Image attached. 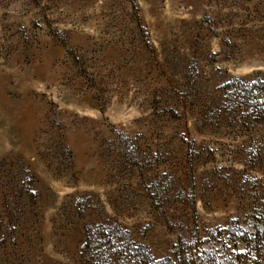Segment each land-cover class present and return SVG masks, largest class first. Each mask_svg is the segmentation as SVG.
I'll list each match as a JSON object with an SVG mask.
<instances>
[{
    "label": "rangeland",
    "instance_id": "rangeland-1",
    "mask_svg": "<svg viewBox=\"0 0 264 264\" xmlns=\"http://www.w3.org/2000/svg\"><path fill=\"white\" fill-rule=\"evenodd\" d=\"M146 253L264 264V0H0V264Z\"/></svg>",
    "mask_w": 264,
    "mask_h": 264
},
{
    "label": "trees",
    "instance_id": "trees-1",
    "mask_svg": "<svg viewBox=\"0 0 264 264\" xmlns=\"http://www.w3.org/2000/svg\"><path fill=\"white\" fill-rule=\"evenodd\" d=\"M241 249H243L242 247H239ZM246 248V246H245ZM244 248V249H245ZM144 251H146L147 249L144 248ZM145 257L147 258V264H196L197 259H201L202 257H198V258H194L193 257V253H189V254H174V256H168L165 259L162 260H155L154 258L148 257L147 253L145 254ZM206 262L208 261L210 262L211 260H209L208 258H206ZM236 264H247L248 259L246 258V256H241V253L237 256V258L235 259Z\"/></svg>",
    "mask_w": 264,
    "mask_h": 264
}]
</instances>
